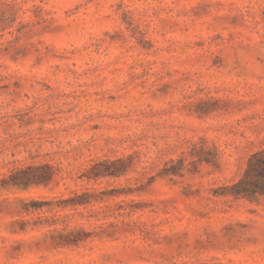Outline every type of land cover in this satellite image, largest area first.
<instances>
[{"label": "rangeland", "instance_id": "1", "mask_svg": "<svg viewBox=\"0 0 264 264\" xmlns=\"http://www.w3.org/2000/svg\"><path fill=\"white\" fill-rule=\"evenodd\" d=\"M260 149L264 0H0V264H264Z\"/></svg>", "mask_w": 264, "mask_h": 264}, {"label": "trees", "instance_id": "2", "mask_svg": "<svg viewBox=\"0 0 264 264\" xmlns=\"http://www.w3.org/2000/svg\"><path fill=\"white\" fill-rule=\"evenodd\" d=\"M107 162L109 161L105 160L104 164H107ZM110 164H112V162H110ZM27 170L28 169H25V171L23 170L21 172H26ZM115 171L116 170L106 169L94 175L113 174ZM46 178L47 177L43 175L28 176L26 182H38ZM230 189V193L235 197H247L251 199L259 194H264V149L252 153L243 175L231 184Z\"/></svg>", "mask_w": 264, "mask_h": 264}]
</instances>
